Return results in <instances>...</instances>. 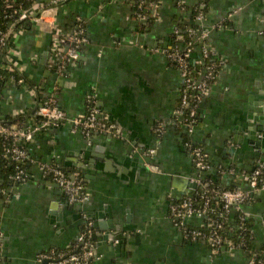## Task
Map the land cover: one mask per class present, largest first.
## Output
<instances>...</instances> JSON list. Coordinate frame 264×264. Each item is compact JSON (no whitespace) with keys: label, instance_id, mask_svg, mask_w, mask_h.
Instances as JSON below:
<instances>
[{"label":"crops","instance_id":"0c3cea01","mask_svg":"<svg viewBox=\"0 0 264 264\" xmlns=\"http://www.w3.org/2000/svg\"><path fill=\"white\" fill-rule=\"evenodd\" d=\"M199 1L158 0L155 19L140 26L125 0H35L37 7L46 6L41 18L14 33L0 57L25 80L4 85L0 119L28 123L37 102L48 95L67 116H82L86 96L93 93L119 136L86 138L66 122L28 144L33 160L79 173L88 200L83 206L69 203L56 184L29 166L30 179L5 186L7 194L0 195V264H43L39 254L68 248L82 230L81 212L96 230L93 264H252L242 249L212 255L206 242L183 239L169 217L170 202L194 190L190 180L198 172L188 140L203 148L211 173L219 165L248 173L257 160L264 162V36L259 33L264 0H204L203 17L195 23L209 30L207 41L222 63L202 97L191 135L173 124L181 80L163 50L169 49L173 30L192 21ZM77 18L88 43L61 78L52 62V29L70 31ZM193 57L200 58L198 48ZM158 123L166 124L160 137ZM150 149L154 152L147 155ZM220 177L221 188L246 187L231 175ZM242 210L250 226L248 244L264 257V190ZM236 214L227 219L232 239ZM189 223L201 226L195 218Z\"/></svg>","mask_w":264,"mask_h":264},{"label":"built area","instance_id":"2783aa9c","mask_svg":"<svg viewBox=\"0 0 264 264\" xmlns=\"http://www.w3.org/2000/svg\"><path fill=\"white\" fill-rule=\"evenodd\" d=\"M16 0H0V57L2 49L12 39L10 33L17 22L28 19L31 23L38 22L41 18L40 10L46 6H39L35 0L27 1L26 7L9 6ZM136 7L141 12L134 15L142 21L157 16L158 0H135ZM180 5V3H178ZM205 1L200 0L194 7L192 21L185 25L176 27L171 36L169 49L163 53L167 59L178 69L181 80L178 106L174 111L173 124L184 128L191 135L196 121V114L203 95L217 76L221 67V60L215 54L211 44L207 41L209 30L199 26L196 21L203 17ZM37 7V8H36ZM41 7V8H40ZM40 12V13H39ZM1 19L5 26L1 27ZM6 20V21H5ZM75 27L69 32H62L57 26L52 29V62L55 73L64 78L68 64L76 60L82 45L88 43L84 22L81 18L75 19ZM221 24H217V27ZM20 28L18 31H22ZM17 31V32H18ZM264 36V19L259 32ZM199 49V59H194V52ZM1 69L10 71L4 81L16 85L24 84V78L16 73L11 66L0 63V78H5ZM68 123L71 132H79L88 138L93 133L111 134L119 136L116 123L107 114L101 113L95 105V96L89 93L86 96V110L82 116L69 117L57 104L53 95H48L44 100L37 102L32 119L30 121L4 124L0 119V161L6 162L12 173L6 176L12 184L24 183L30 179L29 166L35 165L41 177L56 184L67 197L71 204L83 206L88 200L83 180L79 173H67L64 168L55 162L33 160L28 152V144L39 134L54 132L63 123ZM165 123H158L155 131L157 136L165 132ZM195 170L196 176L191 177L194 190L184 194L178 201L169 204V217L172 223L179 229L183 239L188 241H204L209 247L212 255L221 249H242L250 254L252 264H264V257L251 249L246 242L243 223L246 214L242 206L248 202L254 193L264 190V162L257 160L251 172H235L231 167L219 165L216 169L220 175L228 174L234 177L236 182L245 184L233 188H214L212 179L205 175L212 170L207 154L199 145L192 141L186 142ZM154 149L146 152L151 155ZM198 190V191H197ZM7 194V188L1 184L0 195ZM213 198L216 201H213ZM232 212H238V225L235 228L234 240L229 237V226L227 219ZM83 229L77 235L73 243L65 251L50 250L38 255L37 261H46V264H93L97 258L95 251L96 230L93 221L86 212H81ZM197 219L201 226L191 225L190 219ZM205 228V229H203ZM229 229V230H228ZM233 232V235H234ZM1 248V238H0Z\"/></svg>","mask_w":264,"mask_h":264},{"label":"trees","instance_id":"16d2710c","mask_svg":"<svg viewBox=\"0 0 264 264\" xmlns=\"http://www.w3.org/2000/svg\"><path fill=\"white\" fill-rule=\"evenodd\" d=\"M126 2H128V3H130L131 4V6L133 7V10H134V15H136V13L137 12H141L139 9H137V7H136V1L135 0H125ZM28 3H27V1H25V0H16L15 2H13L12 4H11V6H9L8 7V9H10V8H12V7H26V6H28L27 5ZM194 11H191V17H193V15H194V13H193ZM136 19H137V21H138V23L140 24V26H143V24H145V22H152L153 21V18H148L146 21H142V20H140L139 18H137L136 17ZM1 27L2 28H4V27H6L5 26V23H4V20H2L1 19ZM6 21V20H5ZM31 25V22L28 20V19H26V20H22V21H20V22H17L16 24H15V26L12 28V30H11V33H10V36H9V38L11 37V35H12V32H17L18 30H20V28H26V27H29ZM73 27H74V25L71 27V30L73 29ZM70 30V31H71ZM64 32H69V31H64ZM11 47V42L9 41L8 43H7V45L5 46V47H3V49H2V55H4L5 53H6V51H7V49L8 48H10ZM2 57V56H1ZM0 62H2V58H1V61ZM2 65L4 66L5 65V63L3 62L2 63ZM1 72H2V74L5 76V78L3 77V78H0V93H1V91L3 90V87H4V81H5V79L8 77L7 75L10 73V71H6V70H4V69H1ZM16 121V120H15ZM17 122H20V117L18 118V120H17ZM3 123L4 124H10L9 122H7V121H3ZM66 171V170H65ZM10 173H12V168L8 165V164H6V162H3V161H0V176H1V184L3 185V186H9V185H11L12 183L9 181V180H7L6 179V176L8 175V174H10ZM68 173V172H67ZM207 178H211L212 179V181H211V183H212V186L214 187V188H221V186H220V184H221V177H220V175L219 174H217V173H215V172H213V173H211V172H208L206 175H205ZM237 185L238 184H231V185H228V186H226V187H228V188H233V187H237ZM198 191V190H197ZM213 201H216V199L215 198H213ZM235 220H236V222H238L239 220H238V214H236L235 215ZM239 223V222H238ZM242 224H244L245 226H246V230H245V236H246V242H247V244H248V241H249V238H250V229H249V225H248V221L247 220H245V221H243V223ZM82 229H83V227H82ZM203 229H205V228H203ZM237 237H238V235H236L235 236V232H234V236H233V239L234 240H236L237 239ZM249 245V244H248ZM67 249V248H66ZM66 249H63V250H57V251H65Z\"/></svg>","mask_w":264,"mask_h":264},{"label":"water","instance_id":"95a60500","mask_svg":"<svg viewBox=\"0 0 264 264\" xmlns=\"http://www.w3.org/2000/svg\"><path fill=\"white\" fill-rule=\"evenodd\" d=\"M263 129V128H262ZM262 129L260 128V127H256V131H262ZM260 136H262V134H259ZM146 161H149V157L147 156L146 157ZM194 186V185H193ZM46 263V261L44 260L43 261V264H45Z\"/></svg>","mask_w":264,"mask_h":264}]
</instances>
